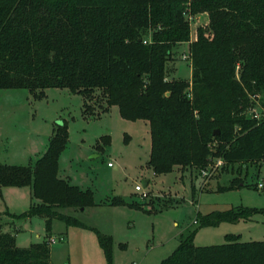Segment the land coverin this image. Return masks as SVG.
<instances>
[{
	"label": "trees",
	"instance_id": "16d2710c",
	"mask_svg": "<svg viewBox=\"0 0 264 264\" xmlns=\"http://www.w3.org/2000/svg\"><path fill=\"white\" fill-rule=\"evenodd\" d=\"M186 3L192 14L207 12L208 23L197 28L190 45L191 81H165L172 49L189 39ZM50 87L80 95L85 116L98 118L117 105L124 118L147 121V166L154 175L202 170L210 158L227 165L259 161L264 118L244 113L256 100L264 109V0H0V89H26L38 100ZM212 139L217 144L209 147ZM67 143L66 123L58 122L34 163H0V197L8 186L31 191L26 211L0 212V264H50L53 219L86 227L59 211L94 204L90 189L58 176ZM259 212L243 206L197 212L195 226L179 234L161 264H264V240L240 241L228 233L221 244L193 242L201 228L250 220ZM33 216L44 219L46 240L19 247L15 234ZM96 233L106 264H112L111 237Z\"/></svg>",
	"mask_w": 264,
	"mask_h": 264
},
{
	"label": "rangeland",
	"instance_id": "374dc122",
	"mask_svg": "<svg viewBox=\"0 0 264 264\" xmlns=\"http://www.w3.org/2000/svg\"><path fill=\"white\" fill-rule=\"evenodd\" d=\"M189 3L184 4L189 39L172 49L165 62V81H191L190 45L197 28L208 23V14H192ZM238 72L236 67L237 76ZM44 92L42 99L34 100L26 89H0V163H34L45 152L54 125L66 123L68 143L59 157L58 176L81 189H90L94 204L83 210L59 209L86 227L51 221L50 237L61 239L50 243V264H106L96 231L112 239V264H161L177 247L179 234L195 226L197 212L236 206L263 212L253 215L250 222L201 228L194 244H221L228 233L240 234V241L264 240V190L256 187L264 177V158L219 167L217 158H210L207 174L193 167L154 175L147 166L151 144L147 121L124 118L117 105L98 118L85 116L80 95L57 87ZM217 141L212 139L209 147ZM136 184L147 192L146 198L134 190ZM113 198L123 203L111 204ZM30 202L28 188L8 186L2 191L0 210L20 213ZM44 240L45 221L40 216L23 220L15 235L19 247Z\"/></svg>",
	"mask_w": 264,
	"mask_h": 264
},
{
	"label": "built area",
	"instance_id": "2783aa9c",
	"mask_svg": "<svg viewBox=\"0 0 264 264\" xmlns=\"http://www.w3.org/2000/svg\"><path fill=\"white\" fill-rule=\"evenodd\" d=\"M247 113H248V116L252 119H256V120H260L262 118H264V109L262 107V105H260L258 103V101L256 100L255 103L253 105H251L248 109H247ZM217 162L216 163V166L219 167L221 166L222 164H224V161L221 159V158H217L216 160ZM108 166H111V163L109 162L107 164ZM208 168H205V169H202V173L203 174H207L208 173ZM256 187L257 189L259 190H264V177L260 178L257 182H256ZM134 190L136 192L139 193L140 195V198L144 199L147 197V192L145 190H143L142 186L140 184H136L134 186ZM61 239V238H60ZM58 238H54V237H49L48 238V242L49 243H54L56 242L57 240H60Z\"/></svg>",
	"mask_w": 264,
	"mask_h": 264
},
{
	"label": "crops",
	"instance_id": "0c3cea01",
	"mask_svg": "<svg viewBox=\"0 0 264 264\" xmlns=\"http://www.w3.org/2000/svg\"><path fill=\"white\" fill-rule=\"evenodd\" d=\"M145 183H147V182H149V180L148 179H146L145 181H144ZM23 188H28V187H23ZM5 189H7V187H4L3 188V192L5 191ZM28 191H29V195H30V198H31V191H30V188H28ZM8 210V209H7ZM9 211V210H8ZM0 212H3V210H0ZM11 212V211H10ZM13 213V212H12ZM241 221H248V222H250V221H252V219H250V220H241ZM222 223H220L218 226H216V227H219L220 225H221ZM21 228V227H20ZM20 230V229H19ZM17 234V233H16ZM15 234V235H16ZM233 234H235V233H233ZM240 235V234H239ZM195 238V237H194Z\"/></svg>",
	"mask_w": 264,
	"mask_h": 264
},
{
	"label": "water",
	"instance_id": "95a60500",
	"mask_svg": "<svg viewBox=\"0 0 264 264\" xmlns=\"http://www.w3.org/2000/svg\"><path fill=\"white\" fill-rule=\"evenodd\" d=\"M218 133H219V130H215L213 134L216 135ZM144 184H146V183L144 182ZM81 210H83V208H81Z\"/></svg>",
	"mask_w": 264,
	"mask_h": 264
}]
</instances>
